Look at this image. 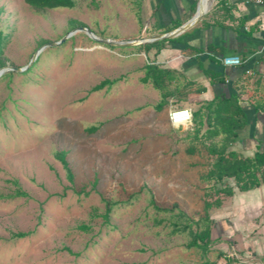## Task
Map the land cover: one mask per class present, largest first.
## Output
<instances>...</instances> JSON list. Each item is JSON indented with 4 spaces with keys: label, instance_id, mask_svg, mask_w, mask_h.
<instances>
[{
    "label": "rangeland",
    "instance_id": "rangeland-1",
    "mask_svg": "<svg viewBox=\"0 0 264 264\" xmlns=\"http://www.w3.org/2000/svg\"><path fill=\"white\" fill-rule=\"evenodd\" d=\"M73 1L0 0V67H25L0 75V264L210 263V250L188 247L181 230L189 220L195 229L208 188L207 153L188 152L199 145L190 121L172 125L156 109L160 92L140 80L142 44L111 46L79 29L114 41L150 36L155 0ZM102 197L129 202L105 222ZM151 200L176 207L157 211Z\"/></svg>",
    "mask_w": 264,
    "mask_h": 264
},
{
    "label": "crops",
    "instance_id": "crops-1",
    "mask_svg": "<svg viewBox=\"0 0 264 264\" xmlns=\"http://www.w3.org/2000/svg\"><path fill=\"white\" fill-rule=\"evenodd\" d=\"M199 3L203 14L197 23L171 37L179 38L165 42L158 53L154 48L144 51L147 62L172 74V81L167 82L171 94L163 109L187 108L194 112L204 101L237 95L245 125L229 148L252 158L264 153V3L155 0L150 8L151 35L184 23ZM232 55L240 58L239 64L222 62L223 57ZM189 123L192 131L195 126L192 120ZM257 177L259 183L246 189L230 180L232 194L208 211L212 239L209 252L214 256L211 264H264V179L259 173Z\"/></svg>",
    "mask_w": 264,
    "mask_h": 264
},
{
    "label": "trees",
    "instance_id": "trees-1",
    "mask_svg": "<svg viewBox=\"0 0 264 264\" xmlns=\"http://www.w3.org/2000/svg\"><path fill=\"white\" fill-rule=\"evenodd\" d=\"M93 1V0H92ZM25 3L35 8H57V7H73V0H24ZM193 7H191V10ZM179 25V23L177 24ZM169 29V28H168ZM163 38L150 43L142 44L144 51L150 48L155 49V54L164 47L165 42L168 40L178 39ZM4 43V36L0 32V56L2 55V48ZM142 82H149L152 86L160 92V101L156 105L158 111L162 110L166 104L168 96L171 94L167 82L172 81V74L169 70L160 67L158 64L149 61L144 66V74L140 79ZM113 80H103L99 84L94 85L91 90H98L106 84H112ZM191 120L193 121L194 128L191 132V138L195 144L188 147V152L195 153L200 150H205L207 153V170L202 175V179L208 182L205 192V199L203 201V211L199 218L193 223L195 229H191L190 220L188 215L182 209L178 210V217L185 218L181 230L188 229L190 240L187 243L188 247L200 248L203 252L209 250L212 242L210 224L211 220L208 211L212 207H217L221 204L224 196L232 194V186L229 184L233 180L239 188L246 189L259 183L257 174H260V179H264V169H260L264 165V153H257L252 158L242 157L236 151L229 148L230 142L233 141L237 132L245 125V114L240 107L237 95H231L227 98H213L204 101L199 109L191 112ZM95 127H90L87 131L92 132ZM221 136V137H220ZM218 141L206 143L215 138ZM56 158L61 162L67 179L72 182L74 173L66 159L64 151H58ZM17 194H25L18 192ZM104 202V211L101 217L105 222H108L112 208L117 204L128 203V200H112L102 197ZM151 204L157 211H171V207H164L156 204L151 200ZM81 229L88 230V226L81 225ZM180 230L177 226L174 231ZM26 232H17L13 236L22 238L26 236ZM70 251L69 249H67ZM211 264V263H207Z\"/></svg>",
    "mask_w": 264,
    "mask_h": 264
},
{
    "label": "water",
    "instance_id": "water-1",
    "mask_svg": "<svg viewBox=\"0 0 264 264\" xmlns=\"http://www.w3.org/2000/svg\"><path fill=\"white\" fill-rule=\"evenodd\" d=\"M203 11H202V6L199 3L195 12L182 24L178 25L177 27L163 33H157L154 35H150L141 39H134V40H129V41H114V40H109V39H101L97 38L90 30H88L85 27H79L80 30L85 31L92 37L93 39L102 42L107 45L111 46H120V45H139V44H145V43H150L159 39L163 38H171L182 31L188 29L190 26L194 25L199 21V19L202 17ZM14 70V71H23L25 67H16V66H4L0 67V75L5 71V70Z\"/></svg>",
    "mask_w": 264,
    "mask_h": 264
},
{
    "label": "built area",
    "instance_id": "built-area-1",
    "mask_svg": "<svg viewBox=\"0 0 264 264\" xmlns=\"http://www.w3.org/2000/svg\"><path fill=\"white\" fill-rule=\"evenodd\" d=\"M255 4H262L264 0H249ZM224 64L236 65L240 63V58L236 55L222 58ZM168 120L171 124L181 125L191 120V111L187 108H172L167 112Z\"/></svg>",
    "mask_w": 264,
    "mask_h": 264
}]
</instances>
